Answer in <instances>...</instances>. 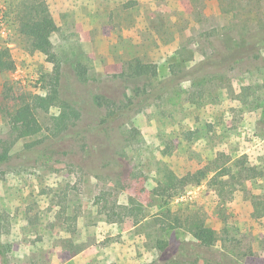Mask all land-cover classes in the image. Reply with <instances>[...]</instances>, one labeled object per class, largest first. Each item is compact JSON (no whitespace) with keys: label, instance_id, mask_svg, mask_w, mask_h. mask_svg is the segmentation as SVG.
I'll use <instances>...</instances> for the list:
<instances>
[{"label":"rangeland","instance_id":"rangeland-1","mask_svg":"<svg viewBox=\"0 0 264 264\" xmlns=\"http://www.w3.org/2000/svg\"><path fill=\"white\" fill-rule=\"evenodd\" d=\"M23 1L0 0V48L15 64L0 73V95L5 80L9 90L0 113V153L10 148L0 164L5 264H148L156 239L189 245L187 218L173 235L151 220L167 170L183 189L174 213L188 203L187 215L234 239L215 250L264 264V175L247 180L232 162L245 154L264 169V36L251 48L245 32L252 13L264 24V1L47 0L50 56L18 32ZM136 56L156 64L155 78H120ZM52 86L58 102L36 110L35 131L20 128L13 110ZM98 97L134 105L108 118ZM130 213L148 219L135 224Z\"/></svg>","mask_w":264,"mask_h":264},{"label":"trees","instance_id":"trees-1","mask_svg":"<svg viewBox=\"0 0 264 264\" xmlns=\"http://www.w3.org/2000/svg\"><path fill=\"white\" fill-rule=\"evenodd\" d=\"M15 15L18 22V32L29 41L33 49L40 51L46 56H50L51 43L47 36H45L44 31L46 29H54L55 25L49 11L47 0H24L21 4V8ZM245 23H248V28H245V32L247 31L246 33H248V36L250 35V37L253 38L251 48L256 47L255 45L258 42H262V38L264 36V24H262L259 17L255 16L253 13L252 15L250 14V17ZM14 67L15 64L9 50L7 48H0V73L8 74L14 69ZM74 69L77 77L84 81L86 75L85 68L81 66V64H77ZM126 69L128 72L122 74L126 76L120 78H144L146 81H149L155 78L158 74L156 64L152 62H144L139 56L128 60L126 62ZM187 79L188 78L186 76H183L180 81L184 82L187 81ZM7 83V80H5L3 92L0 95V113L6 111L5 101L8 99L9 91L7 89ZM124 87L125 90H127L130 86ZM130 89L132 93L139 90V88H134L135 90H133L131 87ZM97 99H99L101 104L106 107L108 118L113 117L118 113H122L123 111L130 110L134 105L130 98H128L127 102H125L123 107L120 108L116 107L114 102H109L103 97H98ZM56 102H58V91L56 86H52L48 93L44 95H37L34 97L32 102H25L17 106L13 110V117L18 119L20 128L31 127L35 131L38 127L36 110L40 109L42 111H48V109L54 106ZM115 107L116 109H114ZM257 123L260 126V130L264 131V120L258 121ZM8 149L10 148H5L4 152L0 153V164H4L9 160L10 156L8 154ZM220 155L221 154H219L218 157H220ZM232 162H234V164L237 163L236 166L240 167L239 172H237L236 175H242V177H245L247 180L255 179L256 177L264 175V169L251 165L245 154L237 157ZM219 167L220 165L215 166L214 169L216 170ZM122 168V176L128 175V164H125L124 162ZM197 173L203 174L202 171L199 170ZM206 174L207 173H204L203 175ZM177 189L178 186L175 175L170 170H167L165 173V183L162 185L160 182H157L156 187L152 190V193H154L156 197H159L161 204L158 207V211L151 217V220L153 221V224L155 222L156 225H160L158 231L160 230V232L166 233L169 232L173 235L177 229L183 228V222L187 218V234L189 235L191 242L188 245L187 242L177 238L173 240L156 239L154 242V249L156 250L155 259L148 264H225L226 262H229V264H238L236 257L230 255L226 250H215L218 244L221 246L230 241L234 242V239H228L225 236L227 234L225 230L222 229V234L224 235L221 236L217 230L208 226L204 220L198 217L197 212H190L187 215V212L190 210L188 203L179 205H186L184 209H186L187 212L183 211L179 214L178 211L177 213L172 211L170 207L171 202L183 193V189ZM219 213L220 212H218V214ZM130 215L134 216L136 222L135 224L148 219L144 217L142 220H139V217L134 213H130ZM223 236L225 238H223ZM82 250L83 248H79L71 253L77 254ZM205 252L207 253L206 257L204 255ZM216 253L219 256L217 258H212V256ZM5 255L6 248L0 243V259L2 264L6 263Z\"/></svg>","mask_w":264,"mask_h":264},{"label":"built area","instance_id":"built-area-1","mask_svg":"<svg viewBox=\"0 0 264 264\" xmlns=\"http://www.w3.org/2000/svg\"><path fill=\"white\" fill-rule=\"evenodd\" d=\"M2 26H3V25L0 23V31L2 30V28H1Z\"/></svg>","mask_w":264,"mask_h":264}]
</instances>
